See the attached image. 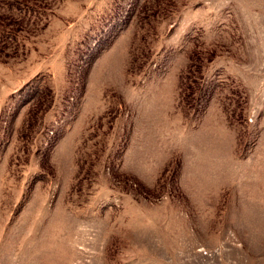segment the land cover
Wrapping results in <instances>:
<instances>
[{
  "label": "rangeland",
  "instance_id": "1",
  "mask_svg": "<svg viewBox=\"0 0 264 264\" xmlns=\"http://www.w3.org/2000/svg\"><path fill=\"white\" fill-rule=\"evenodd\" d=\"M0 264H264V0H0Z\"/></svg>",
  "mask_w": 264,
  "mask_h": 264
}]
</instances>
